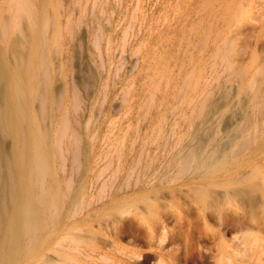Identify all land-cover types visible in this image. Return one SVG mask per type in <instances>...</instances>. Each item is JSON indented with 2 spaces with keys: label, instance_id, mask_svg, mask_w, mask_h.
<instances>
[{
  "label": "rangeland",
  "instance_id": "obj_1",
  "mask_svg": "<svg viewBox=\"0 0 264 264\" xmlns=\"http://www.w3.org/2000/svg\"><path fill=\"white\" fill-rule=\"evenodd\" d=\"M28 6L36 44L46 36L53 101L42 112L34 99L26 111L46 138L47 183L63 217L13 264H170V252L180 264H215L200 240L217 224L202 220L198 205L210 207L214 193L223 212L232 210V164L214 175L182 165L193 149L208 156L211 143L234 135L236 54L264 52V0H0V51L12 72L10 38L28 59L31 23L20 19ZM256 167L254 181L264 183V151ZM162 227L159 243L151 231Z\"/></svg>",
  "mask_w": 264,
  "mask_h": 264
},
{
  "label": "bare ground",
  "instance_id": "obj_2",
  "mask_svg": "<svg viewBox=\"0 0 264 264\" xmlns=\"http://www.w3.org/2000/svg\"><path fill=\"white\" fill-rule=\"evenodd\" d=\"M242 3L236 9L239 20L244 14ZM20 15V19H25L28 15L31 23L26 42L27 62L24 65L20 61L23 51L17 38L9 37V49L15 58L14 72L5 55L0 51V264H13L24 252L35 253L42 247L47 229L58 224L60 217H63L59 211L56 185L47 183L51 173L44 150L46 138L38 129L33 128L32 118L26 111L34 99L42 112L51 100L49 83L51 70L47 45L45 46L46 36H43L44 39L40 37L39 44H36L37 32L34 29V12L31 6L23 7ZM44 29L45 26L41 27L40 35ZM2 33L5 35V29H2ZM97 43L96 41V46ZM240 51L237 52L235 60L240 122L238 121L236 125L234 135L224 137L217 143H211L210 154L206 153L208 156L199 157V152L197 154L193 149L182 165L183 168L194 165L196 173L199 169L200 172L205 169L210 175L226 172L232 166V181L235 186L231 192L235 204L241 209V214H237L238 209L235 204L232 213L223 212L221 208L223 201H220L222 198L218 196L220 199L218 202L214 193L207 194L211 198L210 207L198 205L199 208L202 207L200 209L202 220L208 218L217 224L216 231L200 240L203 247L212 252L211 256L215 264H264V221H261L264 219V195L261 198L258 197L261 194H255V191L262 190L264 183L254 181L260 176L256 167V156L258 151H264V52L250 51L248 59L244 60ZM247 107L250 108V112H247ZM78 156V149H73L74 162ZM230 163L232 165L229 167ZM207 195L204 194V197L206 198ZM205 209H210L211 213L206 214ZM261 210H263L262 214H260ZM223 220L225 221L222 228ZM226 220L229 222L227 223ZM192 224L194 223H188L189 229L186 231L188 236L194 234L196 230L195 225ZM114 226L116 227L115 224ZM159 229L161 231L152 229L151 238L163 243L167 239V232L164 231V227ZM231 233L233 235L227 238V234ZM70 241L76 246L74 239ZM63 247L62 249L66 251ZM71 248L69 246V249ZM76 252L81 253L79 250ZM84 255L89 256L87 253ZM168 256L173 260L170 264H180L174 253L170 252ZM62 258L64 261L68 260L65 256ZM159 259L162 262L164 256L160 254ZM71 262L68 264H72Z\"/></svg>",
  "mask_w": 264,
  "mask_h": 264
}]
</instances>
